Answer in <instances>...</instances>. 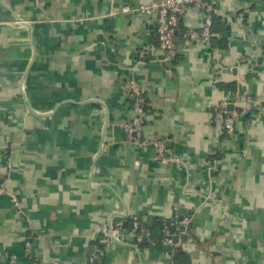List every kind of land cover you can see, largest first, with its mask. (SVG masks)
<instances>
[{
	"label": "crops",
	"instance_id": "obj_1",
	"mask_svg": "<svg viewBox=\"0 0 264 264\" xmlns=\"http://www.w3.org/2000/svg\"><path fill=\"white\" fill-rule=\"evenodd\" d=\"M160 1L0 0V264H264V0H217L212 42L188 7L172 60L155 13L121 12ZM130 79L142 138L179 162L129 138ZM236 94L228 136L214 110ZM176 213L191 215L181 261L124 228Z\"/></svg>",
	"mask_w": 264,
	"mask_h": 264
},
{
	"label": "built area",
	"instance_id": "obj_2",
	"mask_svg": "<svg viewBox=\"0 0 264 264\" xmlns=\"http://www.w3.org/2000/svg\"><path fill=\"white\" fill-rule=\"evenodd\" d=\"M217 0H162L158 3L144 6H123L121 12L132 14H156V35L157 44L154 49L164 53L167 59L172 60L176 57V32L178 31L181 20L186 15L187 9L190 6L201 9L204 13L201 37L204 42L211 40L212 34V15L214 14L215 3ZM150 47L145 46L141 49V52H146ZM130 94L133 97V110L135 117L133 121L127 125L128 136L130 139L136 141L140 147L147 149L150 148L154 155L153 160L162 163L179 162V158L167 153L165 148V142L161 139L154 138L150 141H145L142 138V132L144 128L145 115H144V98L143 93L137 82L133 79L129 81ZM242 98L240 94H236L230 100L222 101L214 110V118L224 126L225 133L228 136H233L237 131V123L239 120L240 112L238 110L239 100ZM14 204L18 206L17 198L13 197ZM132 230L129 231L130 236L133 238L136 245H139L144 240L150 237V232L145 229V221L140 217H133ZM191 223V218L186 217L180 222H173L171 226H176L178 230L177 234H171L169 227L164 228L166 239L164 244L168 247L175 246L174 237L181 236L188 233V225ZM183 227L184 229H180ZM124 229L121 222H117L113 228L111 225H102L101 232L103 238L118 237L122 235ZM103 243L104 240L102 239ZM32 242L30 240L26 243V256L31 259L32 257ZM98 255L92 254L88 264H98ZM16 258L12 259V263L15 264Z\"/></svg>",
	"mask_w": 264,
	"mask_h": 264
},
{
	"label": "trees",
	"instance_id": "obj_3",
	"mask_svg": "<svg viewBox=\"0 0 264 264\" xmlns=\"http://www.w3.org/2000/svg\"><path fill=\"white\" fill-rule=\"evenodd\" d=\"M216 17L213 14L212 15V34H213V26L215 23ZM182 22V20H181ZM181 25V24H180ZM214 39V37H211V42ZM144 98V115L146 117L147 113H148V100L146 99V97L143 95ZM191 215H186V216H180V214L176 213V215L170 219V220H164V219H155L149 223L145 222V229H147L150 232V237L147 239L148 243H155L158 246H165L164 241L166 239L165 233H164V228L166 226L169 227V231L171 232V234H176L178 232V230L176 229V226H171V224L173 222H180L181 220L185 219L186 217H190ZM191 225V223L188 225L187 229H189V226ZM132 226H133V220L131 219L127 226L124 227L127 231H131L132 230ZM180 229H184L183 227H181ZM140 245H143V242L140 243ZM96 247L101 249L105 248V244H101L100 241L96 242ZM173 249V253H174V261H181L184 258H187L186 254H184L182 251L179 250V248H177L176 246L172 247ZM98 264H99V259H98Z\"/></svg>",
	"mask_w": 264,
	"mask_h": 264
},
{
	"label": "water",
	"instance_id": "obj_4",
	"mask_svg": "<svg viewBox=\"0 0 264 264\" xmlns=\"http://www.w3.org/2000/svg\"><path fill=\"white\" fill-rule=\"evenodd\" d=\"M176 33H177V32H176ZM187 236H188V235H183L182 237H178V236L174 237V243H175V244H176V243H179L180 240H187Z\"/></svg>",
	"mask_w": 264,
	"mask_h": 264
}]
</instances>
